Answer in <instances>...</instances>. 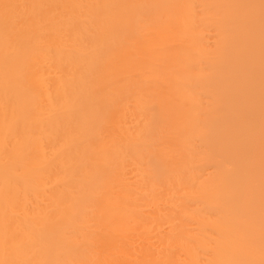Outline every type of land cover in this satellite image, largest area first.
Here are the masks:
<instances>
[{"label": "bare ground", "instance_id": "6f19581e", "mask_svg": "<svg viewBox=\"0 0 264 264\" xmlns=\"http://www.w3.org/2000/svg\"><path fill=\"white\" fill-rule=\"evenodd\" d=\"M0 264H264V0H0Z\"/></svg>", "mask_w": 264, "mask_h": 264}]
</instances>
